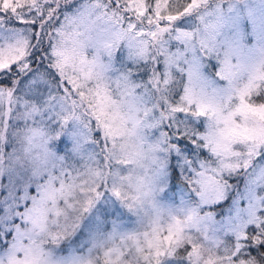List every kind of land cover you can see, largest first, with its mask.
Returning <instances> with one entry per match:
<instances>
[{"label":"snow or ice","instance_id":"1","mask_svg":"<svg viewBox=\"0 0 264 264\" xmlns=\"http://www.w3.org/2000/svg\"><path fill=\"white\" fill-rule=\"evenodd\" d=\"M0 264H264V0H0Z\"/></svg>","mask_w":264,"mask_h":264}]
</instances>
